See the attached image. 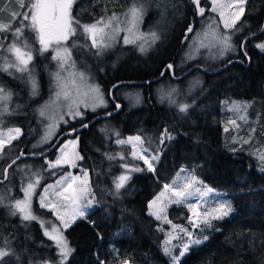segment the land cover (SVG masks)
<instances>
[{
    "label": "trees",
    "instance_id": "obj_1",
    "mask_svg": "<svg viewBox=\"0 0 264 264\" xmlns=\"http://www.w3.org/2000/svg\"><path fill=\"white\" fill-rule=\"evenodd\" d=\"M133 4H146L152 8L144 20L143 29L152 27V22L161 19L162 24L157 28L160 36L149 51L142 53L135 47L123 49L121 54L124 57L115 69L112 65L117 53L109 54L103 64L104 75L97 71L96 77L107 99L109 88L115 83L155 79L167 64L173 65L176 76L194 65L205 69L199 62L184 72L178 69L189 27L194 29L202 18L213 16L205 0L200 2L206 9L202 16H198L192 0H76L72 14L79 21L90 23L105 14L124 11ZM12 12L18 16L14 17ZM22 12L23 8L15 0H0V22L15 27ZM263 20L264 0H247L242 17L232 30L243 31L237 42L240 55L235 57L243 64L231 63L216 74L195 69L180 80L186 81L200 73L204 83L203 95L199 99L196 96L193 108L187 114L158 105L152 93L156 83L143 85L142 104L131 108L119 92L138 85H122L114 90V99L122 105L118 115L95 122L78 135L62 139L61 143L68 138H78L80 159L77 165L87 171L90 195L95 204L85 220H79L63 231L62 235L72 249L65 264H172L163 253L164 237L158 230V222L148 214V204L163 189L162 184H171L181 167L189 169L212 190L227 193L234 214L228 219L215 221L207 239L200 245L189 246L179 264H264V172L261 173L258 165L245 155L223 148L221 121L225 118L219 111L227 100H252L263 96L264 54L252 47L251 42L262 38L264 33L244 44L249 64L248 60L242 59L241 51L243 40L259 32ZM8 37L0 33V45L4 47ZM27 44L33 54L37 94L31 95V86L19 73L10 76L0 71V86L12 94L6 102L7 113L0 116V129H20V136L0 151V179L6 166L19 155L40 154L61 133L79 128L93 119L61 127L48 146L40 152H31L44 128L38 109L51 98L54 89L49 55L40 52L37 41ZM2 64L3 58L0 57ZM166 79L172 80L163 78L161 81ZM111 109L110 104L104 114ZM165 129L173 138L161 145L160 137ZM135 136L141 137L143 149L155 155L161 151L153 174L142 161L131 157L128 145L117 143ZM54 156L55 151L43 158L20 160L8 171V180L0 183V190L18 189L31 180L33 176L26 179L16 174L15 167L24 162H31L35 176L39 174V188L53 181L55 175L64 170L54 171L55 175L44 173L43 161L52 160ZM133 168L141 170L133 171ZM121 175L130 178L117 191L115 183ZM10 201L0 204V248L10 249L13 253L4 258L5 264H56L58 253L53 242L46 238L36 220L23 221L17 213L13 215ZM32 210L40 219L54 221L50 213L37 206L35 197ZM188 217L185 208L171 207L168 210V219L174 224L184 225Z\"/></svg>",
    "mask_w": 264,
    "mask_h": 264
},
{
    "label": "rangeland",
    "instance_id": "obj_2",
    "mask_svg": "<svg viewBox=\"0 0 264 264\" xmlns=\"http://www.w3.org/2000/svg\"><path fill=\"white\" fill-rule=\"evenodd\" d=\"M15 1L19 6L21 5V3L25 5L23 7L22 13H27L29 15V19H24L22 15L17 25L15 27L11 26L12 30L21 27L23 28L22 35L19 38L14 36L13 31L11 30L0 32L4 35H9L5 46L0 47V57L3 58V63L5 62V58H9L12 61L15 60V57L7 51V48L13 43L14 40H16L18 44L24 43L23 41H27L29 44L32 41H37V43L41 47L38 40V34L31 27L32 22L30 19L32 11H35V9L32 8V5L37 3V0H15ZM75 1L76 0H73L72 7ZM205 1L209 3V11L210 13H212L213 16L210 15L205 18H202L198 26L194 29L192 28L191 32H188L189 37L186 40V48L178 66V69L182 72L186 71L189 66L197 62L201 63L206 70L214 71L215 69L216 70L217 68L219 69L221 66H223L232 59L234 60L235 57L240 55V49L237 42L239 41L243 31L241 30L232 31V30L234 26L237 24V22L240 20L242 15H240L239 20H236V23L232 28H225V20H228V22L231 23L232 19L235 18V15L239 13V9L241 6L239 4V0H216L217 11L215 12L212 11L214 6L213 0H205ZM246 1L247 0H244V3L242 5L243 9L245 7ZM199 2H202V0H199ZM133 5H131L130 7H128L127 9L121 12L119 11L110 14H105L90 23L79 21L72 14V7H71L70 16L73 20L72 27L76 30L75 34L69 36V39L67 41H60L59 43L54 41L49 46L48 50L43 52L42 54L49 55L48 63H51L53 65L52 73H56L59 70V61L53 59V57L56 56L57 50L60 51L62 56L67 55L63 52V49L67 48L70 53V62L74 63L75 67L71 68L66 65L67 71L61 72L62 79L60 83L63 86V89L58 88L56 86L57 82L52 77L53 79L52 83L54 89L53 94L51 98L38 109V116L39 119L42 120L44 128L38 140L32 145L31 152L33 153L40 152L46 146H48L49 143H51V141H53L55 136L59 133L61 127L66 126L70 123H77V124L84 123L88 119L95 118L107 112L110 106V102L107 99L106 93L102 89V86L99 83V81L96 79V77H97V71H99V74L101 75L105 72V68L103 67V64L110 53L112 52L117 53L116 59L112 65V69H115L117 67V63L120 62L121 59H123L124 57L121 54V51L123 49L129 47H135L139 52H141L139 46L143 44L146 51H149L158 41V39H156L153 42L151 39V34L155 33L158 37L160 36V30H158L157 28L160 26V24H162L161 19L159 21L152 22V27L143 29L144 20L148 16L149 12L152 10L150 6L144 4L143 6L145 10L142 19L139 22L137 29L135 30L134 36L130 35L129 33L123 30H121L119 33H113V27H115L116 25V22H113V27H109L105 29L106 33H112L114 36V39L110 41L111 46L103 49L92 47V39L88 33L84 32L82 25H91L93 23H96L101 18H103L106 21L110 16L115 14L119 18V27L121 29H125L129 26L127 20L130 18L126 16V14L129 12V9ZM220 5H229V7L220 8ZM136 6H140V4L139 5L136 4ZM200 7L204 9V13H205L206 9L201 5ZM196 10L198 16H202L198 11L197 7ZM220 11L224 12V18L221 17ZM12 13H16V12H12ZM17 16L18 14L15 17ZM213 31H215L218 34L231 35V43L233 46L232 49L225 51L223 52V54H221V45L216 41L212 40L211 38V33ZM205 33L209 34L207 39H205L204 37ZM141 34H143V38L136 39L135 43L126 44L124 42L125 36H129L130 39H133L135 38V36H140ZM145 41H147V43H145ZM261 43H264V35L259 40L251 42V46L264 54V51H261L256 46L257 44H261ZM201 44L205 46H201ZM98 52L100 54H97ZM189 56H191L192 58H189ZM51 60L53 61V63L51 62ZM32 66H34L33 60L30 63L29 68L31 69L34 68ZM9 70L13 73L15 72L14 68H10ZM78 73H83L86 79L82 81ZM19 74L20 76L24 77V80L28 81L27 73L23 75L21 73ZM28 83L31 86V83L30 82ZM89 85L98 86L100 92L103 94V98L105 101V105L96 107L94 111L91 106L85 107L86 103L89 105H91L92 103V101L89 99V97L92 95L88 87ZM203 86L204 83L201 80V74L198 73L192 77L187 78L186 81L184 80L182 82L169 80V79L160 81L154 84L152 88V93L158 105L167 106L171 109H174L177 112H180L182 114H187V112L193 108L194 99L196 98V96H198L199 99V97L203 95V90H202ZM64 91L68 92L69 95L67 97L63 95ZM143 91L144 88L142 86L125 88L120 90L119 96L125 102H127L131 108H135L142 104L143 96H144ZM57 92H60L59 97H57ZM73 101L79 102L78 110L83 114L82 116H78L75 119H72L67 114L68 105ZM233 101L238 102L241 105V107L239 109L232 107ZM6 102H0V113L3 114L7 113V112H3V106L4 104H6ZM245 104L249 106L247 108H244L243 105ZM180 105H188L189 107L185 112H181L179 110ZM41 110H43L45 113L43 116H41L40 114ZM219 111L220 113H222V115L225 118L221 121V126L223 129V137H224L223 148L225 150H230L233 153H241L245 155L246 157L251 159L256 165H258V170L261 173H263L264 160H261L260 157L262 154H264V85H263L262 98L252 99V100H237V99L227 100L221 104ZM61 116H63V120H60ZM12 129H16V128H11L7 130L0 129V139H3L5 141L4 146L9 145L20 136L19 134V136L16 139H13L11 140L10 143H7L9 139V131ZM46 134L50 135V138L45 142L44 137L46 136ZM12 135H15V133L13 132ZM128 139L129 137L125 138L124 141H128ZM168 141L169 139H165L164 143ZM245 141H247V143H245ZM125 144L128 145L131 149V157L134 160H140L143 163L144 160L139 159L138 158L139 155H144L146 158L150 159L152 156L158 157V155L161 153V151H159V153L155 155L149 151L143 152L141 151V149H143L141 145H137L134 147L135 145L134 141L132 143H125ZM134 151L136 152V155L133 154ZM62 156L70 160L71 163H64L62 159L61 163L59 165H56L57 159L61 158ZM77 157H79L78 138H68L64 142H62L61 145L58 147V149L55 151V156L53 157L52 160L44 159L43 161L45 167L44 173H52V175H55L54 171L59 169L64 170L63 172H60L59 174L55 175V179L53 181L46 183L40 188L37 185L35 187L34 193L31 196V208H32L33 197H35L37 206L41 210H44L45 212L51 214L52 219L54 220L52 223L46 221L45 219H40L45 222V227L48 228L49 230H51L53 226H56L59 228L61 233H63V231L69 229L77 221L85 220L86 214L91 210H93V208L95 207V204L93 202L90 205L88 204V200L90 199L92 200L89 191L88 193L85 194V196L82 199H80L77 202V204L81 206L83 211L85 212L84 217L82 218L76 217L74 221L70 223V226L67 228H64L63 224L61 223V220L57 219V212L65 219H68L69 217L65 215V213L71 214L73 207L76 206L73 204L71 199H66L64 197H70L75 190H79L80 188H83L85 186V181L87 182V187L90 190L87 171L81 169L77 165L80 159ZM157 161L158 159L155 160L150 159V163L153 165V171ZM49 163H52L55 166L49 167ZM73 164L75 166H72ZM33 167L34 166L32 165L31 162H24L18 164L15 167L16 174L20 175L21 178H26V179L33 176L32 178H30L31 180H29L26 183H23V185L20 186V188L18 189L14 187H10L7 189L0 190V196L3 197V204L5 203L7 204L9 203L10 200L14 199L13 201H10L11 209L14 212L15 209L12 207V205L15 203V201L17 199L20 200L24 199V192L22 191V189L26 188L29 182L34 183L37 178L34 174ZM85 173L87 175H85ZM193 178H195V182H193ZM58 182L60 183L58 184ZM186 183H192V188L189 189L192 195L182 203H175L174 201L177 199V197L173 195V191L176 188L183 189ZM69 184H71V188L68 187ZM50 185L55 187L49 188ZM168 186L169 189H166L165 184H162L163 189L160 191L158 195H156L150 201L152 202L153 200H156L157 197H160L157 203L159 206L164 208V212L161 213L162 218L158 220L156 219L155 216L150 215V209L148 207V214L158 222V230L163 234L164 237L162 243L163 253H164V247L166 241H170L168 247L171 248L172 253L175 255L176 253L180 252V246L182 245V243L188 240L187 235H185V233L183 232H180L179 228H186L189 232L194 233V238L200 239L202 241L200 244H202L207 239V238L205 239V237H208V235L213 231L212 226L208 227L204 224H200L199 227L193 228L192 224L189 221V217H191L192 220H197V217L192 212L189 211V208L187 206L188 204H195L198 207V213H200L202 217L204 211L210 210L212 207L216 206L220 202L227 201L230 204L232 210L227 216H225L223 219L220 220L228 219L234 214V207L231 202V199L227 196L228 195L227 193L213 190L211 193H206V195L201 196V193L197 192L196 189L199 188L201 189V191L206 192V189L209 187L205 185L202 181H200L189 169L185 167H181L178 170L171 184ZM46 188L49 189L47 193L49 199L56 202L57 205L56 211H53L51 208L48 207L45 208L40 207L41 196L45 195ZM64 189H67V191H64ZM36 190H37V194H36ZM56 192H63V197L56 195L55 194ZM171 207L185 208L188 211L189 217L184 225L174 224L168 219V210ZM16 213L21 218V214L18 212ZM220 220H212L211 225H213L215 221H220ZM174 225L176 226L175 229L173 227ZM42 231L44 233V228H42ZM46 238L48 237L46 236ZM200 244H192L190 246H197ZM53 245L55 246L54 242ZM57 253H59L58 249H57ZM165 256L171 259L170 256L168 255ZM48 264H54V263H48ZM56 264H60L59 254Z\"/></svg>",
    "mask_w": 264,
    "mask_h": 264
},
{
    "label": "snow or ice",
    "instance_id": "obj_3",
    "mask_svg": "<svg viewBox=\"0 0 264 264\" xmlns=\"http://www.w3.org/2000/svg\"><path fill=\"white\" fill-rule=\"evenodd\" d=\"M73 0H37V3L32 5V8L35 9V11H32L30 19H31V27L33 30L38 34V40L41 45L40 52L43 53L48 50L49 46L55 41L59 43L60 41H67L69 39V36L75 34V29L72 27L73 20L70 16V9L72 7ZM192 3L196 5L198 11L201 15L204 13V9L200 7L199 0H192ZM244 0H239L240 9L239 13L235 15V18L232 19L231 23L228 22V20H225V28H232L236 20H239L240 15L243 14V5ZM213 9L212 11H217L216 6V0H213ZM21 8H23L25 5L21 3ZM229 7V5H220V8ZM144 6L140 4V6H136L134 4L130 9L129 12L126 14V16L130 17L127 20L128 27L125 29H121L119 27V18L113 14L110 16L106 21L101 18L96 23H93L91 25H82L83 30L85 33H88L92 39V47L103 49L106 47H110V41L114 39V36L112 33H106L105 29L109 27H113V22H116L115 27H113V33H119L121 30L126 31L130 35H135V30L137 29V26L139 22L142 19L143 13H144ZM17 14L13 13V16L15 17ZM20 15H23L24 19H29V15L27 13H21ZM220 15L222 18H224V12L220 11ZM26 27V26H24ZM13 31L14 36L19 38L22 35L23 28H16L15 30H12L11 24L2 23L0 22V32L3 31ZM189 32L192 31V28L189 27ZM208 33L204 34L205 39L208 38ZM99 37V39H98ZM143 34L140 36H135V38L130 39L129 36H125L124 42L127 43H135L136 39H142ZM159 37L155 34H151V39L154 42ZM212 40L216 41L221 45V54L223 52L231 50L232 49V43H231V35L228 34H218L215 31L211 33ZM147 43V41H145ZM201 46H205L201 44ZM214 46V45H213ZM261 51H264V43L257 44L256 45ZM2 47V45H0ZM140 51L143 53L146 51L143 44L140 46ZM7 51L11 53L15 60L12 61L9 58H5L4 64L0 65V71L7 72L8 75L14 76L13 72H9L10 68H14L15 72L21 73L22 75L27 73L28 74V82L31 83V95L35 96L37 94V83L34 76V69L29 68L30 63L33 60V54L31 48L28 46L27 42L25 41L22 45H18L17 41L14 40L13 43L7 48ZM63 52L67 55L62 56L60 51L57 50L56 56L53 57V59L59 61V70L56 73H52L53 79L57 82L56 86L58 88L63 89V86L61 85L60 81L62 79L61 72L67 71L66 65L68 67L74 68V63L70 62V53L67 48L63 49ZM97 54H100L99 52ZM189 58H192L189 56ZM168 68H172V65H168ZM80 79L83 81L86 79L83 73H78ZM75 82V81H73ZM89 90L92 93V95L89 97V99L92 101L91 105L85 104V107L91 106L93 111L98 106L105 105V101L103 98V94L100 92V89L98 86L95 85H89ZM175 91V90H173ZM11 92L6 91L3 86H0V102H6L11 99ZM60 92H57V97H59ZM64 96H68V92H63ZM249 105L245 104L243 105L244 108H247ZM189 106L188 105H180L179 110L181 112H185ZM232 107L239 109L241 105L238 102L233 101ZM79 108V102L73 101L68 105V115L75 119L78 116H82L83 114L78 110ZM117 108H119V105H117ZM3 112H7V105L4 104L3 106ZM3 113H0L2 115ZM41 116H43L45 113L43 110L40 111ZM60 120H63V116L60 117ZM86 126V125H85ZM51 127V126H50ZM227 130V129H226ZM15 133V135H12V133ZM20 134V129H12L9 131V139L7 143H10L11 140L16 139ZM50 138V135L46 134L44 137V141L46 142ZM173 137L168 133L167 129L164 130V132L161 134L160 137V143L163 144L165 139H172ZM135 142V146L140 145L143 143L140 136L135 137H129L128 141L124 140H118L117 143L119 144H125V143H132ZM71 143V142H70ZM247 143V141H245ZM5 145V141L3 139H0V149H2ZM141 151L146 152V149H141ZM63 152V150H62ZM136 155V152L133 153ZM79 158V157H77ZM139 159L144 160V163L148 165V170H153V165L150 163V159L155 160L158 159L156 156H152L150 159L146 158L144 155H139ZM261 160H264V154L261 155ZM63 159L64 163H71L70 160L64 158L63 156L61 158H58L56 161V165H59L61 163V160ZM109 159H112V157H109ZM15 163V161H13ZM52 163H49V167H53ZM72 166H75L74 164ZM11 167V165H9ZM126 167V166H125ZM133 171H140V168H133ZM5 173L7 172V169L4 170ZM183 171V170H182ZM85 175H87L85 173ZM36 180L35 182H29L26 188H23L22 191L24 192V199L20 200L17 199L15 203L12 205V207L15 209V212L13 215H15L16 212L21 214V219L23 221H31L36 220L40 223L41 227L44 228V235L48 237L49 240H52L59 250V256H60V264H65V261L68 259V256L71 254L72 249L68 246L67 241L63 237L61 231L58 227L53 226L51 230L45 227V222L40 220V218L35 215L31 208V196L35 191V187L39 184V174H36ZM5 178H7L5 176ZM130 178L129 175H121L118 178V182L115 183V187L117 191H119L120 188L124 186V183ZM193 182H195V178H193ZM60 182H58L59 184ZM175 183V182H174ZM55 186L50 185L49 188H54ZM69 188H71V184L68 185ZM166 189H169L168 185H165ZM192 188V183H186L184 185L183 189L176 188L173 191V195L177 197V199L174 201L175 203H182L186 201L191 195V191L189 189ZM48 188L45 189V195L41 196V208H51L53 211H56L57 205L56 202L49 199L47 193ZM64 191H67V189H64ZM90 190L87 187V182L85 181V186L83 188H80L79 190H75L70 197H64L66 199H71L73 204L76 205L73 207L71 214L65 213L69 218L65 219L63 216H61L57 212V219L61 220V223L63 224L64 228H67L70 226V223L74 221L76 217H84L85 212L83 211L82 207L77 204V202L82 199L86 193H88ZM197 192L201 193V196L206 195V193H211L213 190L211 188H207L206 192L201 191V189L197 188ZM56 195H59L63 197V192H56ZM163 195V194H162ZM94 199V198H93ZM160 199V197H157L156 200H153L149 203V209H150V215H153L156 217V219H161V213L164 212V208L159 206L157 201ZM93 201L90 199L88 200V204L90 205ZM0 203H3V197L0 196ZM189 211L192 212L196 217L197 220H192L191 217H189V221L192 224L193 228L199 227L200 224H204L208 227H211V221L212 220H220L223 219L225 216H227L231 209L230 204L227 201H223L218 203L216 206L212 207L210 210H206L203 213V216L201 217V214L196 211V205L195 204H188ZM174 229L176 226H173ZM180 232L185 233L187 235L188 240L186 242H183L180 246V252L179 255H174L172 253V250L170 247H168V244L170 241L165 242L164 247V253L165 255H168L171 257L172 264H179L180 257H182L185 252L188 250L189 246L192 244H200L202 241L200 239L194 238V233L189 232L186 228H179ZM207 237H205L206 239ZM12 251L10 249L6 248H0V264H5L4 258L7 256L12 255Z\"/></svg>",
    "mask_w": 264,
    "mask_h": 264
},
{
    "label": "water",
    "instance_id": "obj_4",
    "mask_svg": "<svg viewBox=\"0 0 264 264\" xmlns=\"http://www.w3.org/2000/svg\"><path fill=\"white\" fill-rule=\"evenodd\" d=\"M264 33V20H263V24H262V27L261 29L259 30V32H257L256 34L254 35H251V36H248L246 37L242 44H241V51L244 55L245 52L243 50L244 48V44L245 42L247 41H250L252 40L253 38H256L260 35H262ZM231 63H237V64H243V62L240 60V59H234V60H231L229 61L228 63H226L224 66L220 67L219 69L217 70H214V71H207L205 69H203L201 66L199 65H194L192 67H190L185 73H183L182 75H179V76H174V71H173V65L172 64H167L159 77L155 78V79H152V80H148V81H144V82H126V81H123V82H118V83H115L113 86H111L109 88V91H108V99H109V102L110 104L112 105V107L114 108L111 112L107 113V114H104V115H100V116H97L95 118H93L92 120H90L88 123L82 125L81 127L79 128H76V129H72L70 131H66V132H63L61 133L60 135L57 136V138L55 139V141L53 142V144L47 149L45 150L44 152L40 153V154H37V155H24V154H21L19 155L17 158H15L13 161H15V163H13V161H11L5 169H7V172L5 173L4 171V176L2 179H0V183L1 184H4L7 182L8 180V171L17 163L19 162L20 160L22 159H25V158H30V159H39V158H43L45 157L46 155L50 154L51 152H54L58 149V147L61 145V141L62 139L68 137V136H72V135H78V133L82 130V129H85L87 128L88 126L92 125L93 123L95 122H98V121H103V120H107L108 118H112L116 115H118L121 111H122V105L121 103L117 102L115 99H114V90L116 87L118 86H122V85H138V86H143V85H150V84H153V83H156V82H159L162 80V78L164 77V74L165 72H168L170 74V77L172 80L174 81H180L184 78H186L187 76H189L195 69L197 70H200L202 71L203 73H206V74H216V73H219L221 72L222 70H224L227 66H229V64ZM168 65H172V68H168L167 66ZM117 105H119V108H117ZM86 125V126H85ZM9 165H11V167H9ZM147 166V165H146ZM148 167V166H147ZM152 174H153V170L150 171ZM5 176L7 178H5Z\"/></svg>",
    "mask_w": 264,
    "mask_h": 264
},
{
    "label": "flooded vegetation",
    "instance_id": "obj_5",
    "mask_svg": "<svg viewBox=\"0 0 264 264\" xmlns=\"http://www.w3.org/2000/svg\"><path fill=\"white\" fill-rule=\"evenodd\" d=\"M255 39V38H254ZM251 41V40H250ZM249 42V41H248ZM247 43V42H246ZM246 54V53H245ZM242 59H244L245 61L246 60H248V64H249V62H250V59H248V56L247 55H244L243 53H242ZM241 60V59H240ZM174 76H176L175 74H174ZM163 78H170L171 79V77H170V74L168 73V72H165V74H164V77ZM114 108L112 107V109H111V111L113 110ZM111 111H109V112H111ZM30 159V158H29ZM33 165V164H32Z\"/></svg>",
    "mask_w": 264,
    "mask_h": 264
},
{
    "label": "bare ground",
    "instance_id": "obj_6",
    "mask_svg": "<svg viewBox=\"0 0 264 264\" xmlns=\"http://www.w3.org/2000/svg\"><path fill=\"white\" fill-rule=\"evenodd\" d=\"M242 61V60H241ZM163 79V78H162ZM157 83V82H156Z\"/></svg>",
    "mask_w": 264,
    "mask_h": 264
}]
</instances>
